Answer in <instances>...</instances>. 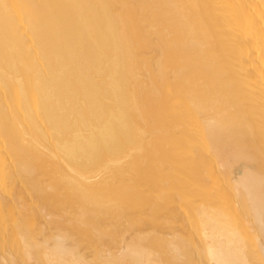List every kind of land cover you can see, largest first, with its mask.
Wrapping results in <instances>:
<instances>
[{
  "label": "bare ground",
  "instance_id": "obj_1",
  "mask_svg": "<svg viewBox=\"0 0 264 264\" xmlns=\"http://www.w3.org/2000/svg\"><path fill=\"white\" fill-rule=\"evenodd\" d=\"M0 264H264V0H0Z\"/></svg>",
  "mask_w": 264,
  "mask_h": 264
},
{
  "label": "rangeland",
  "instance_id": "obj_2",
  "mask_svg": "<svg viewBox=\"0 0 264 264\" xmlns=\"http://www.w3.org/2000/svg\"><path fill=\"white\" fill-rule=\"evenodd\" d=\"M214 179L216 180V178H214V177H213V178H211L210 180H214Z\"/></svg>",
  "mask_w": 264,
  "mask_h": 264
}]
</instances>
